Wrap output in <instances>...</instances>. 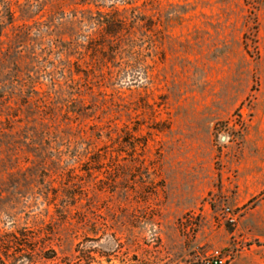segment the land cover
<instances>
[{
  "label": "rangeland",
  "instance_id": "obj_1",
  "mask_svg": "<svg viewBox=\"0 0 264 264\" xmlns=\"http://www.w3.org/2000/svg\"><path fill=\"white\" fill-rule=\"evenodd\" d=\"M216 251L264 264V0H0V264Z\"/></svg>",
  "mask_w": 264,
  "mask_h": 264
},
{
  "label": "built area",
  "instance_id": "obj_2",
  "mask_svg": "<svg viewBox=\"0 0 264 264\" xmlns=\"http://www.w3.org/2000/svg\"><path fill=\"white\" fill-rule=\"evenodd\" d=\"M231 221H234V219L231 218ZM228 259L229 257L224 255L222 251H216L205 258L202 264H227Z\"/></svg>",
  "mask_w": 264,
  "mask_h": 264
}]
</instances>
